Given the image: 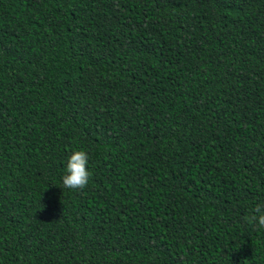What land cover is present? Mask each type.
I'll return each instance as SVG.
<instances>
[{"label": "trees", "instance_id": "obj_1", "mask_svg": "<svg viewBox=\"0 0 264 264\" xmlns=\"http://www.w3.org/2000/svg\"><path fill=\"white\" fill-rule=\"evenodd\" d=\"M257 204L264 0H0V264H264Z\"/></svg>", "mask_w": 264, "mask_h": 264}, {"label": "clouds", "instance_id": "obj_2", "mask_svg": "<svg viewBox=\"0 0 264 264\" xmlns=\"http://www.w3.org/2000/svg\"><path fill=\"white\" fill-rule=\"evenodd\" d=\"M88 163L89 156L84 150L73 152L67 161V174L63 176V186L72 190H83L91 177ZM253 213L250 217H245V220L264 228V205L257 204Z\"/></svg>", "mask_w": 264, "mask_h": 264}]
</instances>
